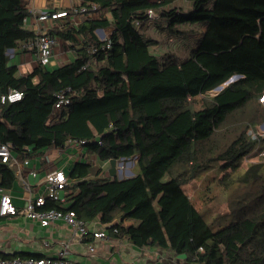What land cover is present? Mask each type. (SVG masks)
<instances>
[{"label": "trees", "instance_id": "obj_1", "mask_svg": "<svg viewBox=\"0 0 264 264\" xmlns=\"http://www.w3.org/2000/svg\"><path fill=\"white\" fill-rule=\"evenodd\" d=\"M175 1L82 0L98 4L101 15L76 30L49 31L72 46L79 34L76 58L22 74L8 63L7 50L34 37L24 26L30 11L23 0H0V142L31 157L87 140L102 161L136 159L134 174L123 179L91 177L92 163L77 161L66 202L48 198L42 209L74 210L86 221L100 216L137 247L200 264H264V135L248 132L264 122V0H189L187 13ZM156 14L168 44L177 33L196 41L187 57L158 55L160 41L146 34ZM106 27L113 31L101 40L95 30ZM92 57L97 64L83 68ZM67 86L79 95L49 122L55 94ZM10 88L23 98L2 103ZM217 167L228 193L224 212L213 209L210 186L194 195L184 189ZM0 176L10 189L16 175L1 160Z\"/></svg>", "mask_w": 264, "mask_h": 264}, {"label": "crops", "instance_id": "obj_2", "mask_svg": "<svg viewBox=\"0 0 264 264\" xmlns=\"http://www.w3.org/2000/svg\"><path fill=\"white\" fill-rule=\"evenodd\" d=\"M23 2L30 11V15L24 21V26L38 32L39 26L42 25L37 22L39 12L44 10L71 11L74 7H78L82 0H23ZM85 19L87 18L83 16H70L61 20H50L44 23V28L47 27L48 32L52 29L64 32L67 29L76 30ZM107 28L113 31V27L98 29ZM52 36L56 38L57 44L54 48L50 69L74 60L76 58L75 48H79L82 42V38L77 33H75L77 44L74 43L73 46L69 39L66 40L58 35ZM26 41L7 50L8 63L16 65L18 73L22 74L31 72L39 64L36 50L26 49L23 46ZM14 154L17 162L12 167L8 166L15 173L16 179L13 186L6 189L1 186L0 176V200L3 193H10L18 213L0 215V257L5 258L6 255L13 256L17 253L32 254L30 256L33 257L55 256L69 244L67 257L88 264H200L196 261H188L185 254H173L153 246L137 247L129 237L117 236L115 234L117 232L110 228V224L103 223L100 216V220L93 227L97 230H106L108 237L101 239H95L92 235L83 240L73 239L71 227L62 219L43 226L39 220L25 213V207L29 198H36L45 192L47 176L50 173L64 170L70 178V170L77 161H89L92 163L91 177H110L114 173L108 165L113 159L102 161L86 145L76 144H66L63 147L50 146L33 153L31 157ZM132 163L135 164V162H129L125 172L118 171L119 176L115 175L120 179L132 176L130 175L132 174V165H130ZM68 167L70 169L66 171ZM17 169L21 172H17ZM67 193L68 190L61 191L62 202H66ZM90 244L94 246L93 251L90 250Z\"/></svg>", "mask_w": 264, "mask_h": 264}, {"label": "built area", "instance_id": "obj_3", "mask_svg": "<svg viewBox=\"0 0 264 264\" xmlns=\"http://www.w3.org/2000/svg\"><path fill=\"white\" fill-rule=\"evenodd\" d=\"M102 11L100 6L96 3L91 4H80L78 7H74L71 11H51L44 10L39 12L37 19L40 24L39 31L35 33L34 37L29 38L23 46L26 49H35L37 53L38 62L47 66L51 63V59L54 54V48L57 44V40L52 36L47 30V27L44 28V23L50 20H61L66 17H75L83 16L85 18H96L101 15ZM147 14L149 16H154L153 10H148ZM43 26V27H41ZM45 29V30H44ZM96 35L101 40H106L111 33L107 34L103 29H97ZM107 48H110V43L106 45ZM90 51L95 53L98 51L97 47H90ZM97 64V60L92 57L88 62L83 66V68L93 67ZM79 93L76 89L67 86L63 89H60L56 92V100L53 105V110L49 118V122H55L58 119L60 112L64 107L69 105L73 98L78 96ZM24 94L18 89L10 88L6 93L2 94L1 102H14L21 100ZM87 140H68L66 144H76L84 146L86 145ZM0 160L1 162L14 166L17 162L16 155L14 154L13 144L11 142H0ZM118 164V170L125 172L128 167V161L125 157L116 159ZM17 172H21L20 169H17ZM72 184L71 179L65 173L64 170H56L50 173L47 176V185L45 192L36 198H29L26 207L25 213L33 219L39 220L43 226L50 225L53 221L62 219L64 220L72 229V238L83 240L87 236L92 235L95 239H101L108 237L106 230H97L94 226L100 218L99 216L94 218L91 221H86L80 219L74 210L63 211L60 209L50 208L42 209L46 204L48 198L62 201L61 196L62 190H68V187ZM18 209L15 206L12 195L10 193H3L0 200V215L7 214H17ZM109 225V224H108ZM114 232H118V228H114ZM68 245L64 246L57 255L43 256V257H14V258H3L0 257V264H88L84 262H77L68 258ZM90 250L93 251V244L89 245ZM135 264V263H131Z\"/></svg>", "mask_w": 264, "mask_h": 264}, {"label": "rangeland", "instance_id": "obj_4", "mask_svg": "<svg viewBox=\"0 0 264 264\" xmlns=\"http://www.w3.org/2000/svg\"><path fill=\"white\" fill-rule=\"evenodd\" d=\"M173 5L175 6H179L182 10V12L187 13L191 10L192 8V2L189 0H176ZM151 24L152 27L148 28L146 31V34L148 37H152V38H156L160 41L159 44H157L156 46V52L158 53V55L160 57L163 58V55L166 51L172 50L177 54V58L179 59H184L185 57H187V54L189 53V47H195L196 45V41H193L191 39H186L184 38L180 33H177L174 35V40L175 43L172 42L170 44H168V31L167 29H162L159 30L155 27V22H162L159 19L158 14H156V16L154 18L151 19ZM164 23V22H163ZM166 23V22H165ZM179 29L181 28H185L186 26L183 25H178ZM104 31L107 32V34L111 33V28H107ZM172 44V46H171ZM189 55V54H188ZM46 67H49V69L51 68L50 64L47 65ZM263 102H264V98H263ZM264 123V122H263ZM262 123V124H263ZM262 124H259L255 127V129H249V134L252 135V137H256L258 134L264 135V128L262 126ZM264 155V148L262 149V152L260 153L259 156ZM134 160H136L135 158H130L127 159L128 162H134ZM131 166V171L133 175L134 174V167L135 164ZM108 167L111 169V172L115 174H118V164L116 159H113L111 163H109ZM70 169V167H68L66 169V171ZM224 172L221 171L218 167L214 168L212 170H210L209 172H204L201 174V176L197 177L194 180H191L190 182H188L185 186L184 189L190 194V195H194L198 192H201L204 189H208V196L211 197V204L213 206V209L215 211H220V212H224L228 210V193L226 190H223L222 187L218 184L219 179L223 176ZM119 176V174H118Z\"/></svg>", "mask_w": 264, "mask_h": 264}, {"label": "water", "instance_id": "obj_5", "mask_svg": "<svg viewBox=\"0 0 264 264\" xmlns=\"http://www.w3.org/2000/svg\"><path fill=\"white\" fill-rule=\"evenodd\" d=\"M239 75H234L233 77L230 78L229 81L235 80L236 78H238ZM223 86H218L217 89H222ZM263 128H264V123L262 124ZM136 163V161H134Z\"/></svg>", "mask_w": 264, "mask_h": 264}]
</instances>
